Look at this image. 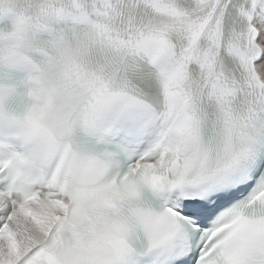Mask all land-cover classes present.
Wrapping results in <instances>:
<instances>
[{
    "label": "snow or ice",
    "instance_id": "6c2138e0",
    "mask_svg": "<svg viewBox=\"0 0 264 264\" xmlns=\"http://www.w3.org/2000/svg\"><path fill=\"white\" fill-rule=\"evenodd\" d=\"M0 264H264V0H0Z\"/></svg>",
    "mask_w": 264,
    "mask_h": 264
}]
</instances>
